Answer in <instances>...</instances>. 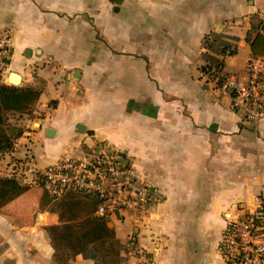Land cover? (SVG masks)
Here are the masks:
<instances>
[{"label": "crops", "instance_id": "0c3cea01", "mask_svg": "<svg viewBox=\"0 0 264 264\" xmlns=\"http://www.w3.org/2000/svg\"><path fill=\"white\" fill-rule=\"evenodd\" d=\"M254 18L264 34V0H0L11 45L1 83L15 72L40 91L30 114L6 113L13 146L0 177L12 159L44 168L106 143L156 192L137 236L131 221L104 218L120 246L113 260L52 245L49 226L98 217L90 202L67 210V194L14 178L28 189L0 208V264H140L136 246L151 264H225L227 218L264 199V117L245 118L200 66L246 76ZM211 33L236 53L205 48Z\"/></svg>", "mask_w": 264, "mask_h": 264}, {"label": "built area", "instance_id": "2783aa9c", "mask_svg": "<svg viewBox=\"0 0 264 264\" xmlns=\"http://www.w3.org/2000/svg\"><path fill=\"white\" fill-rule=\"evenodd\" d=\"M11 54L9 32H0V83L4 80ZM231 96L235 109L245 118L258 121L264 117V59L251 57L246 76H225L219 84ZM38 184L53 198L67 192H80L96 197L95 214L110 219L118 216L128 220L138 235L143 216L156 201L151 185L139 181L127 155L106 143H96L82 157L58 160L44 168H36L31 158L12 159L4 174ZM253 209L239 208L227 223L218 244L225 264H264V202L254 197ZM134 255L140 264H151L144 250L136 246Z\"/></svg>", "mask_w": 264, "mask_h": 264}, {"label": "trees", "instance_id": "16d2710c", "mask_svg": "<svg viewBox=\"0 0 264 264\" xmlns=\"http://www.w3.org/2000/svg\"><path fill=\"white\" fill-rule=\"evenodd\" d=\"M254 23V21H253ZM263 23L257 18L254 26L247 33L246 40L250 42L251 57L264 55V34L261 33ZM254 36L251 37V33ZM203 46L207 49L219 50L221 55H233L236 48L232 47L227 36L211 33L203 38ZM208 58V57H207ZM224 65L221 61H206L200 66L201 72L216 78L218 85L224 80L221 75ZM227 76V75H226ZM40 91L34 87H20L0 83V152H6L13 146V129L7 123V112L30 114L32 107L39 99ZM28 189L16 179L0 177V208L18 197ZM61 203L64 209L70 210L90 202L95 210L97 199L94 196L80 192H68L67 198ZM85 223L86 225H82ZM67 222L63 225L47 228L53 247L65 243L74 253L100 254L103 259H113L118 256L119 244L114 238V231L105 225L104 218L89 216L83 222ZM58 250V249H56Z\"/></svg>", "mask_w": 264, "mask_h": 264}, {"label": "water", "instance_id": "95a60500", "mask_svg": "<svg viewBox=\"0 0 264 264\" xmlns=\"http://www.w3.org/2000/svg\"><path fill=\"white\" fill-rule=\"evenodd\" d=\"M117 3H119L121 0H113ZM17 78V79H14ZM6 82H8L11 85H18L20 82V76L19 74L15 73V72H11L8 77L6 78Z\"/></svg>", "mask_w": 264, "mask_h": 264}, {"label": "rangeland", "instance_id": "374dc122", "mask_svg": "<svg viewBox=\"0 0 264 264\" xmlns=\"http://www.w3.org/2000/svg\"><path fill=\"white\" fill-rule=\"evenodd\" d=\"M256 22H257V18H254V23H253L254 26H255ZM14 86H19V85H14ZM232 107H233V105H232ZM233 108H234V107H233ZM234 109H235V108H234ZM20 116H21V115H20ZM260 197H261V200L264 202L263 197H262L261 195H260ZM19 200H20V202H23L25 205H27V204L30 205V202H29V201H28L27 203H25L24 200H22V199H19ZM21 200H22V201H21ZM25 200H26V199H25ZM28 205H27V206H28ZM6 264H11V263H10V262H7Z\"/></svg>", "mask_w": 264, "mask_h": 264}, {"label": "bare ground", "instance_id": "6f19581e", "mask_svg": "<svg viewBox=\"0 0 264 264\" xmlns=\"http://www.w3.org/2000/svg\"><path fill=\"white\" fill-rule=\"evenodd\" d=\"M14 79H17V78H14Z\"/></svg>", "mask_w": 264, "mask_h": 264}]
</instances>
